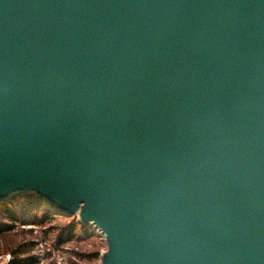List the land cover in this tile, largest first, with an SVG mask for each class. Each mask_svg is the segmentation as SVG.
<instances>
[{
  "label": "water",
  "instance_id": "obj_1",
  "mask_svg": "<svg viewBox=\"0 0 264 264\" xmlns=\"http://www.w3.org/2000/svg\"><path fill=\"white\" fill-rule=\"evenodd\" d=\"M25 194L100 264H264V0H0V203Z\"/></svg>",
  "mask_w": 264,
  "mask_h": 264
},
{
  "label": "rangeland",
  "instance_id": "obj_2",
  "mask_svg": "<svg viewBox=\"0 0 264 264\" xmlns=\"http://www.w3.org/2000/svg\"><path fill=\"white\" fill-rule=\"evenodd\" d=\"M22 212H25L24 217L14 223L15 228L6 240L9 242L13 240L16 242L35 241L37 244L30 251V255L38 258L37 264H51L56 261L57 264H74L73 262L75 264H100L101 255L107 250V244L105 237L98 229L87 225L85 228L90 233L86 235L75 216L49 214L48 217H43V211L40 209L24 208ZM40 218H43L42 221ZM68 225L76 227L77 234L72 241L61 243L58 241V234L67 232L70 229ZM30 230L33 232L30 233ZM75 250L87 254L98 253L99 257L95 260H79L74 256ZM8 255L10 254L7 253L0 258V264L8 262Z\"/></svg>",
  "mask_w": 264,
  "mask_h": 264
},
{
  "label": "trees",
  "instance_id": "obj_3",
  "mask_svg": "<svg viewBox=\"0 0 264 264\" xmlns=\"http://www.w3.org/2000/svg\"><path fill=\"white\" fill-rule=\"evenodd\" d=\"M0 207V258L3 255L9 253L11 255V258L5 264H37L39 262L38 258L36 256L34 257L30 255V251H32L34 246L37 244L35 241L24 242L20 240L19 242H16L13 240L9 242L6 240L15 228L14 223L21 219V217H24L25 212H22V209H40V211H43V217H48L49 214H53V216L66 215L61 214L57 209L49 207L45 201L37 198L33 194H25L14 197L7 202L0 203ZM40 219L42 221L43 218ZM9 221L11 223H8ZM68 226L70 227V229L67 230V232L64 231V234H58V241H60L61 243L72 241L77 234L76 227H74L73 225ZM81 227L83 233L89 235V230H87L82 224ZM29 232L32 233L33 230H30ZM74 256L79 260H95L98 259L99 254H87L75 250ZM73 263L75 264V262ZM51 264H57V261L52 262Z\"/></svg>",
  "mask_w": 264,
  "mask_h": 264
},
{
  "label": "built area",
  "instance_id": "obj_4",
  "mask_svg": "<svg viewBox=\"0 0 264 264\" xmlns=\"http://www.w3.org/2000/svg\"><path fill=\"white\" fill-rule=\"evenodd\" d=\"M7 258H8V261H9V260H10V258H11V255H8V256H7Z\"/></svg>",
  "mask_w": 264,
  "mask_h": 264
}]
</instances>
